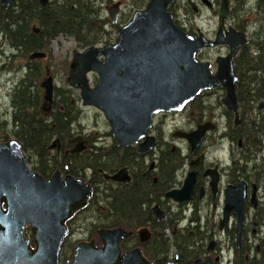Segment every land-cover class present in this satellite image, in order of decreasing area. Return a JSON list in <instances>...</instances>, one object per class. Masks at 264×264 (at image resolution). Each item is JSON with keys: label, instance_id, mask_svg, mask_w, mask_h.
I'll use <instances>...</instances> for the list:
<instances>
[{"label": "water", "instance_id": "water-1", "mask_svg": "<svg viewBox=\"0 0 264 264\" xmlns=\"http://www.w3.org/2000/svg\"><path fill=\"white\" fill-rule=\"evenodd\" d=\"M14 1L0 0V4L7 10ZM46 1L39 0L41 6ZM173 2L149 0L143 10L135 11L125 25L116 28L115 43L73 51L66 78L68 87L79 92L81 105L93 107L103 115L118 146L137 145L141 154L155 150L156 138L149 134L155 116L179 113L202 93L224 89L223 105L235 115L238 112V77L233 58L249 44V39L245 33L225 27L230 0H220L218 28L213 40L202 33L194 37L179 28L169 11ZM189 2L195 8L194 3ZM204 3L210 9L208 1ZM119 5L117 2L107 9L113 26L118 22ZM219 45L227 46L229 52L216 59L213 73L211 64L200 61L197 55L205 48ZM45 57L44 52L36 51L29 59ZM3 68L4 65L0 72ZM89 74L97 76L94 87L89 85ZM40 87L41 111L47 115L54 102V82L49 70ZM211 127L205 124L190 133H174L173 136L185 139L193 152ZM71 142L74 146L70 154L82 153L87 148L82 136ZM49 149L59 153V140L54 139ZM99 173L115 183L127 185L130 182L127 168L112 175L102 170ZM196 177V172L187 173L181 187L169 190L164 197L173 203L191 201ZM216 182L213 179L211 185L214 187ZM242 185L236 190L238 194L230 187L225 191L224 222L231 210L241 213ZM91 197L92 187L82 178L63 177L55 171L45 179L33 171L18 139L0 143V264H59L61 245L68 235L66 222L84 208ZM150 212L157 221L165 217L158 206L152 207ZM27 231L34 247L26 236ZM133 233L123 228L98 229L102 245L79 242L71 260L64 264H149L141 249L122 251L120 244ZM137 234L141 242L150 237L147 228L139 229Z\"/></svg>", "mask_w": 264, "mask_h": 264}, {"label": "trees", "instance_id": "trees-1", "mask_svg": "<svg viewBox=\"0 0 264 264\" xmlns=\"http://www.w3.org/2000/svg\"><path fill=\"white\" fill-rule=\"evenodd\" d=\"M245 1L234 0V15L244 8ZM260 7L258 4L257 8ZM103 14L102 6L98 8L92 0H56L44 7L38 5L36 0H15L7 10L0 4V41H4L14 53L7 57L9 67L13 68L14 60L23 59L18 67L22 74L10 96L12 115L9 120L0 123L1 134H4V130L6 133L8 131L23 144L27 163H32V170L45 179L59 170L62 176L82 178L91 185L92 197L87 205L66 222L68 235L80 215H83V223L88 226L91 235H97V230L101 228H149L153 234L152 240L140 246L145 257L154 264H164L163 257L174 251L188 258L193 254L186 249L194 245L192 236L188 230L182 236L173 233L179 232L176 226L183 218L184 211H170L168 219L159 223L149 212L153 204L169 209L168 201L163 196L178 186L176 175L185 164L180 151L161 150L155 171H149V166L144 164L147 157L141 155L137 147H118L116 140L105 147L96 143L93 135H87L84 137L85 151L65 156V152L72 147L70 141L77 137L74 126L81 121L80 99L74 89L56 87L51 112L44 115L41 111L40 83L50 69L44 59L29 60V55L36 51L48 53L50 44L59 36L72 39L79 50L109 44L111 38L107 29L114 26ZM244 27L242 21L234 25L237 30ZM34 28L39 33H35ZM234 67L238 77V103L244 106L245 103L256 104L264 100V35L252 49L245 46L240 51ZM63 69L64 72L69 69V62L63 63ZM54 139H59L61 144L60 155L56 154V150L49 149ZM124 167L131 171L128 185L105 180L99 173L102 170L110 175ZM196 229V239L201 240L203 232ZM66 238L61 245L60 259L66 248L73 255L77 244L66 246ZM134 240L138 243L137 239ZM129 242L132 241L121 244L123 251L128 250Z\"/></svg>", "mask_w": 264, "mask_h": 264}, {"label": "flooded vegetation", "instance_id": "flooded-vegetation-1", "mask_svg": "<svg viewBox=\"0 0 264 264\" xmlns=\"http://www.w3.org/2000/svg\"><path fill=\"white\" fill-rule=\"evenodd\" d=\"M36 1L38 5L41 6L39 0ZM55 1L56 0H47L44 6ZM175 1L176 0H174L171 8L176 3ZM190 1L194 3L195 8L191 6L189 0H186V7L189 11L191 10L192 13L198 14L199 9L197 8L196 3L194 2V0ZM204 1L205 0H201V3L207 9H209ZM207 1L209 5H211L210 9H212L211 2L209 0ZM231 1L234 0H230L229 20L225 24L226 29L234 28L228 25V22L231 20L232 13ZM117 2L120 3L118 12L119 19L122 3L121 1ZM105 3L109 4L106 7V10L115 4L114 2H112V0H106ZM106 4L102 5V9ZM171 15L174 20V17L176 18V14L173 15L171 13ZM237 31L245 33L247 35V33L245 32L246 29ZM200 34L201 32H197V34L193 36L198 37ZM215 35L212 39L208 36H204L209 40H213ZM221 49H225L226 54L220 56H226L229 52V48L224 45H219L216 47L203 49L201 52H199L197 57L198 59H200V57L209 58L210 54L214 50L221 51ZM240 51L238 52V54L240 53ZM218 57L219 55L214 59L215 65V61ZM236 57L233 58V64H235ZM2 65H4V68L3 71L0 72V75L5 71L7 63H0V67ZM212 68L213 65L211 64V69ZM49 75H51L50 71ZM55 88L56 85L54 82V90ZM203 94L204 93H202L198 97L202 96ZM197 98L190 102L181 112L173 113L172 115H170L178 116L182 112H185L187 109L190 111V114H188L183 121V124L185 123L186 126L188 125L190 127H188L187 130H181L182 128H180V130H177L174 133H190L196 130L199 126L205 124H209L212 126L209 130L206 131L205 135L200 141L199 146L193 152H191V147L186 142L187 150H185V153L183 155L185 166H182L183 170L187 167L184 178L189 172L197 173V184L195 185L193 191L192 200L182 203H173L171 200L166 199L163 196L164 199L168 201V210L159 207L157 204H153L150 207L151 210L152 207L158 206L159 209L165 213V217L161 221H157L155 215L152 214L149 210L150 214L154 216L157 223L166 221L168 219L171 211L169 203L175 204V206L180 211H189V216L186 217L184 215L183 218L177 223L176 229L179 232L174 231L173 233L175 235L178 234L179 236H182L183 233L188 230L189 235L192 236L191 239H193L192 241L194 242V245H191L189 247L187 246L186 249L192 251L193 254L186 258L184 255H181L180 253L174 251L166 254L162 260L164 264H264V100L256 104L245 103L244 106L242 104L240 105L237 101V115L230 112L227 108L224 113H207L202 110L199 114L195 115V111L190 110V107ZM41 107H43L42 104ZM163 115L167 116V114ZM221 118H224L223 123L221 122V120H219ZM221 124L224 125V129H222ZM150 132L149 134L153 135L152 132ZM153 136L156 138V149L157 147H159V136ZM71 141L70 144L72 146V149L74 145ZM224 145H228L229 148V164L224 165L221 160L217 159V157H214V161H209L208 154L211 153V148L214 146L223 148ZM134 147H137V145H134ZM71 149L65 152V156L70 154L69 151ZM174 149L182 152L179 147ZM154 151L146 154H141L138 150L141 155L147 158H150L148 157V155L152 156V153ZM60 152L61 144L59 153L56 152V154L60 155ZM152 163L149 165V171H154V168L156 167L155 162ZM127 169L131 181L130 169ZM117 172H114L113 174ZM213 179L217 180L214 187L211 185ZM176 181L178 183V186L174 189L179 188L182 185V183L181 185L179 184L178 180ZM154 182H156V179H154ZM240 184H243L242 186H244V199L242 202L241 213L236 214L234 210H231L228 214L227 220L224 222L223 212L226 200L225 191L230 187L236 192V194H238L239 191L236 190L238 189V186ZM202 206H204L206 209V213L204 216L200 214ZM183 222L185 223L184 226H182ZM196 228H198L199 231L203 232V238L201 240L196 239ZM147 229L150 232V237L144 242L140 241L137 234L138 230H129L134 232L133 235L130 238L122 241V243L125 241H132L127 244V251H132L138 248L142 250V254L145 257L144 251L140 245L148 243L150 240H152L153 236L152 231L149 228ZM134 239H137L138 243H136ZM186 239L189 238L187 237ZM179 240H181V238H179ZM146 260L149 262V264H154L148 258H146Z\"/></svg>", "mask_w": 264, "mask_h": 264}, {"label": "rangeland", "instance_id": "rangeland-1", "mask_svg": "<svg viewBox=\"0 0 264 264\" xmlns=\"http://www.w3.org/2000/svg\"><path fill=\"white\" fill-rule=\"evenodd\" d=\"M95 5L99 8L103 4H106V0H92ZM117 1H121L122 7L120 11V16L116 26L125 25L131 18L132 14L137 10H143L148 3L149 0H112V2L116 3ZM212 4V9H207L202 3L201 0H194L199 9V13H192L186 7V0H176L174 6L171 8L170 12L174 15L176 14V18L174 17L175 24L180 27L184 32L196 35L197 32L203 33L205 36L209 38H213L216 33L218 26V18L217 12L220 4V0H209ZM258 4L261 6V9H258ZM109 4L107 3L104 8V16L108 17V13L106 7ZM231 20L228 22V25L234 27L238 21H242L245 24L246 33L250 39V42L247 46L249 49L255 45L256 41L264 35V0H246L244 8L239 11V13L234 15V1H231ZM186 13V14H185ZM109 19V18H108ZM110 20V19H109ZM178 21V22H177ZM116 26L114 28H108L107 32L110 33V42L109 44H113L116 42ZM262 34V35H261ZM254 39L255 41H253ZM102 46V45H101ZM3 49V50H2ZM81 51L77 49L75 42L72 39L66 38L64 36L57 37L49 46V52L46 53L48 56L43 60L46 65H49V71H51V76L54 79L56 87H68L66 84V78L68 76L69 69L64 72L63 63L69 62L72 57L73 51ZM0 63H7L5 71L0 75V123L2 120L10 119L12 115L11 101L10 96L13 92L18 79L20 78L22 72L18 69L23 59L14 60L13 68L9 67V57L13 52L12 50L4 43V41H0ZM49 54L51 59L49 60ZM225 49L214 50L210 57H200V61H209L213 65V72L216 70V65L214 64V59L216 56L225 55ZM213 57V58H212ZM46 77V76H45ZM89 85L94 87L97 82V76L94 74L88 75ZM75 95L79 97V92L77 90L74 91ZM225 97V91L223 89H215L212 92L204 93L202 96L198 97L190 107V110L195 111V115L199 114L202 110L204 112H214L215 114L224 113L226 111V107L223 105L222 100ZM79 109L81 110V121L80 124L74 126V134L75 136H82L83 138L87 135H93L95 137L96 143H101L100 145H104L105 147H109L113 144L114 139H112L110 135V127L108 123L105 121L103 115L93 107H83L81 105V99L79 102ZM190 111L187 109L185 112H182L178 116H170L172 114H167L164 116L163 114H159L155 116L153 120V128L152 134L155 136H159V147L155 149L152 153V157L145 159L144 164L149 166L152 162L157 164V158L160 154L161 150H169L175 151L174 148L179 147L182 150L180 152L182 156L187 150V143L185 140L173 136V133L177 130H187L188 127L185 123L183 124L184 119ZM221 122H224V118L219 119ZM222 129H224V125H222ZM150 132V133H151ZM75 138V137H74ZM15 139L11 134L6 133L4 130V134H1L0 130V143L6 142L8 140ZM98 144V145H99ZM167 145V146H166ZM55 151V150H51ZM229 148L228 145H224L222 147H212L211 153L208 154L209 161H214V157L221 160L223 164H229ZM184 157V156H183ZM185 162V161H184ZM185 166V164H183ZM29 167L32 169L33 164H29ZM187 168V167H186ZM186 168L183 170H179L176 175V180H178L181 185ZM183 170V171H182ZM59 171V170H58ZM155 171V170H154ZM60 172V171H59ZM54 173V172H53ZM53 173L49 176L51 177ZM131 173V171H130ZM89 175V173H88ZM171 212H176L177 207L175 204L169 203ZM206 213V209L202 206L200 214L204 216ZM190 214L189 211L183 212V215L188 217ZM83 215H80L76 223L72 226V229L69 235L66 238V246L69 244H74L78 242H93L95 246H101L102 243L99 240L98 236L95 234L91 235L89 232L88 226L83 223ZM185 223L183 222L182 226ZM27 238L31 242V245L34 247V244L31 241V235L27 232ZM72 254L68 248L65 249L64 255L62 259H60L59 264H64L66 261H70ZM61 258V257H60Z\"/></svg>", "mask_w": 264, "mask_h": 264}, {"label": "bare ground", "instance_id": "bare-ground-1", "mask_svg": "<svg viewBox=\"0 0 264 264\" xmlns=\"http://www.w3.org/2000/svg\"><path fill=\"white\" fill-rule=\"evenodd\" d=\"M35 31V30H34ZM36 33V32H35ZM39 33V32H38ZM3 50V49H2ZM1 52V51H0ZM12 54H14V53H12ZM30 56V55H29ZM30 60V59H29ZM191 246V245H190ZM189 247V246H188ZM195 247V246H194ZM191 263V262H190Z\"/></svg>", "mask_w": 264, "mask_h": 264}]
</instances>
